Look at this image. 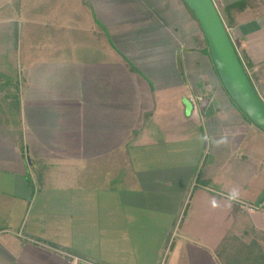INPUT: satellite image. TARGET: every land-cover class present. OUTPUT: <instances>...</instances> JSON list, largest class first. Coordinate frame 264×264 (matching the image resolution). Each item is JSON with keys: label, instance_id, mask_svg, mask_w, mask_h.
I'll return each mask as SVG.
<instances>
[{"label": "crops", "instance_id": "0c3cea01", "mask_svg": "<svg viewBox=\"0 0 264 264\" xmlns=\"http://www.w3.org/2000/svg\"><path fill=\"white\" fill-rule=\"evenodd\" d=\"M213 1L264 102V0ZM33 3L0 71V264H264V133L186 3Z\"/></svg>", "mask_w": 264, "mask_h": 264}, {"label": "water", "instance_id": "95a60500", "mask_svg": "<svg viewBox=\"0 0 264 264\" xmlns=\"http://www.w3.org/2000/svg\"><path fill=\"white\" fill-rule=\"evenodd\" d=\"M193 12L219 79L232 101L264 133V102L238 58L213 0H183Z\"/></svg>", "mask_w": 264, "mask_h": 264}, {"label": "rangeland", "instance_id": "374dc122", "mask_svg": "<svg viewBox=\"0 0 264 264\" xmlns=\"http://www.w3.org/2000/svg\"><path fill=\"white\" fill-rule=\"evenodd\" d=\"M28 1L29 2L25 3V5H21L19 0H0V58H2L0 59V71H3L4 75L8 74V71H10V73L15 76L18 69L17 60L21 53L22 42L20 41V34H18V23L22 26L21 22H23L25 18V21H28V23H33L34 16L36 15L34 14L36 8L33 6L34 0ZM188 12L191 13L189 9ZM26 28H33V25H26ZM227 32L230 38H232V30L227 29ZM141 47L142 46H140V48ZM19 48L20 51H18ZM126 49L128 53L134 54L133 47L128 46ZM139 58L140 57H138L137 60ZM3 59H8L9 62H2ZM142 64L145 70V67L149 65V61L145 59V61L142 62V60H140L137 65L140 66ZM154 68L158 69L156 65ZM218 79L219 78H217V80ZM217 80L215 79V81ZM221 87L223 86L221 85Z\"/></svg>", "mask_w": 264, "mask_h": 264}, {"label": "trees", "instance_id": "16d2710c", "mask_svg": "<svg viewBox=\"0 0 264 264\" xmlns=\"http://www.w3.org/2000/svg\"><path fill=\"white\" fill-rule=\"evenodd\" d=\"M187 7H188V6H187ZM188 8H189V7H188ZM189 10L191 11L190 8H189ZM191 14H192L193 17L195 18V16H194V14H193L192 11H191ZM195 20H196V18H195ZM196 21H197V20H196ZM224 24H225L226 28L229 29L230 26H228L226 23H224ZM201 31H202V30H201ZM202 34H203V33H202ZM203 38H204V35H203ZM231 39H232V38H231ZM204 40H205V38H204ZM205 43H206V40H205ZM206 46H207V43H206ZM205 52H206V53L208 54V56L210 57V53H209L208 47H206ZM210 58H211V57H210ZM238 58H239V61L241 62V64L243 65V61H242V59L240 58L239 55H238ZM213 67H214V66H213ZM243 67H244V65H243ZM214 69H215V67H214ZM244 69H245V68H244ZM215 72H216V74H217V77L219 78L216 69H215ZM245 73H246L247 76L249 77L248 72L246 71V69H245ZM2 76H4V74H2ZM5 76L7 77V74H6ZM4 79H6V78H4ZM7 79H8V78H7ZM249 79H250V77H249ZM6 81H7L6 83H3V84L0 85V87H1L0 92H1V91L9 90L11 84L13 85V83H12V82H9V80H6ZM219 81H220V79H219ZM250 81H251V80H250ZM220 83H221V81H220ZM251 83H252V82H251ZM221 85H222V83H221ZM222 86H223V85H222ZM7 93H8V91H7ZM8 95H9V94L6 95V98H8Z\"/></svg>", "mask_w": 264, "mask_h": 264}, {"label": "built area", "instance_id": "2783aa9c", "mask_svg": "<svg viewBox=\"0 0 264 264\" xmlns=\"http://www.w3.org/2000/svg\"><path fill=\"white\" fill-rule=\"evenodd\" d=\"M214 2V1H213ZM216 6V5H215ZM236 48V47H235ZM236 51H237V49H236ZM237 53H238V51H237ZM243 65H244V68L246 69V71L248 72V70H247V68H246V65H245V63L243 62ZM199 100V99H198ZM200 100H202V99H200ZM199 100V101H200Z\"/></svg>", "mask_w": 264, "mask_h": 264}, {"label": "clouds", "instance_id": "9594fccd", "mask_svg": "<svg viewBox=\"0 0 264 264\" xmlns=\"http://www.w3.org/2000/svg\"><path fill=\"white\" fill-rule=\"evenodd\" d=\"M232 40V39H231Z\"/></svg>", "mask_w": 264, "mask_h": 264}]
</instances>
